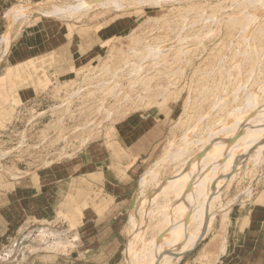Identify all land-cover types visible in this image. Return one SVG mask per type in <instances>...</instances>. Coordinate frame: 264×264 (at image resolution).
Returning <instances> with one entry per match:
<instances>
[{
  "label": "rangeland",
  "instance_id": "obj_1",
  "mask_svg": "<svg viewBox=\"0 0 264 264\" xmlns=\"http://www.w3.org/2000/svg\"><path fill=\"white\" fill-rule=\"evenodd\" d=\"M50 31L69 33L68 43L77 35L86 43L92 37L82 50L90 49L91 57L50 74L46 60L37 59L49 48ZM42 42L45 46L32 50ZM28 65L40 67L42 82L39 91L20 98L24 82L8 66ZM263 106L264 0H0V264H140L146 258L150 263L157 248L166 246V231L175 234L170 226L176 203L192 192L188 187L182 196L179 185L206 175L215 148L224 145L225 155L233 156L244 136L236 123L262 121ZM138 113L157 118V133L145 143L134 187L114 214L117 237L112 241L111 232L103 231L101 238L86 240L79 229L83 184L78 177L58 184L47 176L86 156L110 127ZM229 124L234 127L228 132ZM223 131L230 135L224 141ZM251 142L237 151L232 159L237 163H225L229 175L213 176L221 184L212 182L209 194L191 205L195 217L203 218L188 225L187 236L201 227L207 232L200 230L193 245L177 244L181 250L164 254V264L213 263L212 243L223 236L228 214L253 201L264 186V140L258 141L261 150ZM36 176H46L56 192L53 213L38 216L29 196L23 205L1 210L21 182L30 191ZM204 204L212 215L198 217ZM180 214L182 219L186 213Z\"/></svg>",
  "mask_w": 264,
  "mask_h": 264
},
{
  "label": "crops",
  "instance_id": "obj_2",
  "mask_svg": "<svg viewBox=\"0 0 264 264\" xmlns=\"http://www.w3.org/2000/svg\"><path fill=\"white\" fill-rule=\"evenodd\" d=\"M65 27L62 25L60 28ZM66 29L68 30V27ZM69 38V33L58 31L55 34V31H50L47 42L49 48L37 56L38 60H46L49 64L48 71L52 75H60L67 69L82 66V61L79 60L91 57L86 55L90 49L87 52L82 50L94 40L92 37L87 43L78 35V39L74 40L73 37L70 43ZM37 46L45 45L42 42L32 47V50ZM11 70L18 71L20 81L24 82V85L20 86L22 91L20 98H23L22 94L33 95L37 89L39 91L42 82L40 67L28 65L18 69V66H8V71ZM9 77L11 79V76ZM157 122V118L151 115L134 114L110 127V130L103 134L100 143L91 148L86 156H80L78 161L66 163L64 168L62 167L63 173L54 172L47 176L53 178V183L58 184L68 179L65 177H78L79 183L83 184L78 193L80 198L78 204L83 214V222L79 229L86 240L101 238L103 231L106 234L111 232L112 241L115 236L117 237L115 233L119 227L114 214H120L121 206L134 187L135 165L144 154L145 143L157 133L155 130ZM70 164L74 165L72 169L68 167ZM45 177H33L29 181L30 191L28 188L24 189L21 182L20 189L9 195L14 199L1 206V210L7 209L11 203H15V206L23 205V199L29 196L34 213L38 216L53 213L56 192L49 190ZM229 214V222L226 220L220 227L223 236L216 237L212 243L209 255L214 259L212 264H264V186L255 193L253 201L244 202L230 216Z\"/></svg>",
  "mask_w": 264,
  "mask_h": 264
},
{
  "label": "bare ground",
  "instance_id": "obj_3",
  "mask_svg": "<svg viewBox=\"0 0 264 264\" xmlns=\"http://www.w3.org/2000/svg\"><path fill=\"white\" fill-rule=\"evenodd\" d=\"M119 4V3H118ZM84 5V4H83ZM76 8V7H75ZM70 9V8H69ZM71 9H73V8H71ZM79 9V8H78ZM75 11V10H74ZM77 11V10H76ZM75 11V12H76ZM65 12V11H64ZM68 12V11H67ZM73 12V11H72ZM74 13V12H73ZM72 13V14H73ZM71 14V13H70ZM71 14V15H72ZM257 94V93H256ZM253 97V96H252ZM250 102V101H249ZM252 102V101H251ZM256 102V101H255ZM259 102V101H258ZM260 110H262L263 112H264V106H263V108H261ZM256 111V110H255ZM258 112V111H257ZM258 114H259V112H258ZM250 115V114H249ZM253 115V114H252ZM261 115V114H260ZM259 115V116H260ZM263 115V118H262V121L260 120V122L258 121V120H248L247 122H244V121H239V122H241V123H236L237 124V126H238V124L242 127V128H240V129H242V130H244V133H243V137L242 138H239V139H242L241 141H239V142H237L236 143V145H234V147L232 148V150L234 149V154H233V152H232V155L233 156H226L225 155V153H224V149H222L221 148V143H222V141L221 140H223V139H225L227 136L228 137H230V135H229V131H230V129L232 130V127H234V125H230L229 124V126L231 127V128H229L228 126V132H226V133H224V131H223V133L222 134H224L223 136H221L222 137V139L220 140V148H219V150H218V148H215V146H214V148L216 149V154H215V152H214V154H215V156H214V158L213 157H211V161H213L212 162V164L211 165H208L209 166V168H208V166H207V168H208V172L206 173V175L205 174H203V175H199V176H196L195 177V179H192V180H188V181H190V182H187V183H185L184 185H181L180 183V185L179 186H181V188L179 187V186H177V187H179L178 188V190H179V192L178 193H180L182 196H185L184 194H182L184 191H185V193L187 192V194H188V191H186V190H189L190 189V191H192V192H190V194H189V196H188V198L185 200V201H182L181 200V202H180V200H178V202L176 203V207H175V212H173V215H172V220H173V222H172V224H173V226H172V228H171V226H170V229L172 230V231H174V235L169 231H166V234H168V233H170V234H172V236L169 238V236H170V234H168V235H163L162 237L163 238H166V236H167V240H168V242H167V240L165 239V241L167 242V244H166V246L162 249H160V250H158V248H157V255L156 256H153V259H151V261H150V263H147L148 261H146V259L142 262V259H141V262H140V264L142 263V264H145V261H146V264H164V263H166V255L167 254H169V253H167V252H171V250L174 248V250L176 251V249L177 250H181L182 249V246H184L185 245V243H184V245H183V242H187L188 244L190 243H192L191 245H193V243H194V241H195V239L198 237L197 236V234L198 233H200L199 231L201 230V231H203L204 229H202V227H201V229L199 230V231H197L196 229L197 228H199V224L201 223L202 224V221L201 222H198V221H196V222H198L199 224L197 225V226H195V228L192 230V231H194L193 232V236H194V233L197 231V234L195 233V236L192 238L191 236H187V234H186V232H187V230H188V225L189 224H191L194 220H195V218H197V217H195L196 215H197V213L195 212V211H197V210H194L193 209V206H191L192 204H193V202L194 201H196V198L198 197V196H200V194H202V193H204V192H207L208 191V188H210V186L214 183H217L218 184V182L220 183V180L218 181V182H213V180H215V178L213 177V176H215V174H217L218 172H221V171H225V166H226V164L225 163H227V162H229V161H232L233 162V160L232 159H234V156H235V154L236 155H238L237 154V151L238 152H240V148L242 149V147L244 146V144H245V149H246V147H248V145H249V142H251V141H249L248 139L249 138H252V142H251V144L250 145H252V147H253V149H254V147H258L259 148V146L260 145H258V141H260L261 139H263L264 140V114H262ZM246 116V115H245ZM241 117H242V115H241ZM240 117V118H241ZM250 117H252V116H250ZM240 118H238L237 120H241ZM258 118V117H257ZM253 119H255V118H253ZM259 119V118H258ZM236 124H235V126H236ZM226 125H228V124H226ZM224 128H226V127H224ZM223 128V129H224ZM233 129H236V131H237V127L236 128H233ZM225 130V129H224ZM235 132V131H234ZM239 133V132H238ZM236 134V133H235ZM240 134V133H239ZM233 135V134H232ZM235 137V136H234ZM231 138H233L232 136H231ZM234 139V138H233ZM224 141V140H223ZM249 141V142H248ZM219 142V141H218ZM226 142H228V141H226ZM230 142H232V140L230 141ZM236 142V141H235ZM225 143V142H224ZM233 143V142H232ZM264 143V142H263ZM223 144V143H222ZM230 144V143H229ZM261 144H262V141H261ZM218 145V144H217ZM264 145V144H263ZM224 146V145H223ZM222 146V147H223ZM230 147V146H229ZM263 147V146H262ZM213 148V147H212ZM211 148V149H212ZM226 148V147H225ZM255 148V150H257ZM210 149V148H209ZM214 149V150H215ZM229 149V148H228ZM213 150V151H214ZM226 150V149H225ZM252 150V149H251ZM259 150H261V146H260V148H259ZM247 151V150H246ZM246 151H244V152H246ZM208 153H209V151H207ZM206 152V153H207ZM250 152V151H249ZM241 153V152H240ZM212 154H213V152H212ZM258 154V153H257ZM207 155H210V154H207ZM246 155V154H245ZM211 156H213V155H211ZM240 156H241V154H240ZM239 156V157H240ZM210 157V156H209ZM244 157V156H243ZM212 158H213V160H212ZM254 159V158H253ZM210 160V159H209ZM208 160V161H209ZM238 160V159H237ZM236 162V161H235ZM235 162H233V163H235ZM199 163H201V161H199ZM237 163V162H236ZM241 164H242V162H240ZM228 165V164H227ZM198 167V166H197ZM238 167V166H237ZM227 168V167H226ZM229 168H231V167H229ZM229 168H227V169H229ZM233 168V167H232ZM235 168V167H234ZM198 170V169H197ZM233 170H235V169H233ZM197 172V171H196ZM226 172H228V171H225L224 172V176H226L225 174H227V175H229V173H226ZM198 173H199V171H198ZM205 175V176H204ZM207 175H209V176H207ZM231 176L233 175V174H230ZM192 176H194V175H192ZM192 176H191V178H192ZM149 177H151V176H149ZM212 177H213V179H212ZM223 176H221V178H222ZM148 179V177L146 176L145 178H144V180L145 179ZM189 178V177H188ZM187 178V179H188ZM194 178V177H193ZM220 178V179H221ZM224 179H225V177H224ZM217 180V179H216ZM225 180H227V179H225ZM180 182V181H179ZM184 182H185V179H184ZM213 182V183H212ZM225 182V181H224ZM221 184V183H220ZM219 184V185H220ZM223 185V184H222ZM173 186V188L174 187H176L175 185H172ZM214 186V185H213ZM217 186V185H216ZM171 187V186H170ZM186 187H187V189H186ZM188 187H189V189H188ZM215 187V186H214ZM219 187V186H218ZM168 188V187H167ZM175 189V188H174ZM214 189V188H213ZM221 189V188H220ZM223 189V188H222ZM160 190V189H159ZM158 190V191H159ZM170 190V189H169ZM172 191H173V189H171ZM170 190V191H171ZM177 190V189H176ZM175 190V191H176ZM215 191H216V189H214ZM214 190H212V192H210V193H212V194H214ZM165 191V190H164ZM174 191V192H175ZM210 191H211V189H210ZM177 192H175V193H177ZM158 192H156V194H157ZM178 193H177V196H179L178 195ZM208 193V192H207ZM216 193V192H215ZM152 195L154 194V193H151ZM209 194V193H208ZM219 194V193H218ZM152 195H150V198H153L154 197V195L152 196ZM211 195V194H210ZM216 194H214V196H215ZM203 196H204V194H203ZM214 196H212V199H210L211 201L212 200H214L213 198H214ZM143 197V196H142ZM180 197V196H179ZM187 197V196H186ZM185 197V198H186ZM177 198V197H176ZM199 198V197H198ZM156 199V198H155ZM178 199V198H177ZM202 199V198H201ZM218 199V198H217ZM198 200V199H197ZM210 200H208L209 202H210ZM216 200V199H215ZM215 200L213 201V202H215ZM141 202V201H140ZM150 202H152V201H150ZM204 203V202H203ZM206 203H208V202H206ZM211 203L212 202H210V203H208V204H210L211 205ZM213 204V203H212ZM207 205V204H206ZM205 204H204V206L202 207V208H200L199 210V213H198V217H199V215H204V214H206L207 216H209L208 215V213L212 210V208H209V206H206ZM212 207H213V205H211ZM210 206V207H211ZM152 207V206H151ZM208 207V208H207ZM194 208H195V206H194ZM208 209H210V210H208ZM181 211H185V213L186 214H184L185 215V217H183L184 218V220L182 221V219L180 218V216L182 215V214H180L181 213ZM209 211V212H208ZM213 211V210H212ZM216 211V210H215ZM198 212V211H197ZM208 212V213H207ZM217 212V211H216ZM150 213V212H149ZM210 214L212 215V213L210 212ZM214 214H215V212H214ZM136 216V215H135ZM202 217V216H201ZM200 217V218H201ZM215 217V216H214ZM214 217H212V218H214ZM133 218V217H132ZM136 218V217H135ZM139 218V217H138ZM137 218V219H138ZM200 218H197V219H200ZM203 218V217H202ZM212 218H209V219H212ZM134 219V218H133ZM139 220V219H138ZM175 220V221H174ZM201 220V219H200ZM199 220V221H200ZM213 220V219H212ZM135 222H136V220H135ZM185 222V223H184ZM203 222H205V221H203ZM211 222V221H210ZM209 222V223H210ZM213 222V221H212ZM205 224V223H204ZM211 224V223H210ZM196 225V224H195ZM206 225V224H205ZM204 225V226H205ZM192 226H193V224H192ZM203 226V227H204ZM137 227V226H136ZM191 227V226H190ZM208 228V227H207ZM211 228V227H210ZM210 228H209V230H210ZM133 229H135V228H133ZM132 229V230H133ZM137 229V228H136ZM168 230H169V227H168ZM207 229H205V232H207L206 231ZM136 231V230H135ZM135 231H133V232H135ZM132 232V233H133ZM191 232V231H190ZM165 234V233H164ZM183 234L184 235H186L185 237H183ZM133 235L134 234H132V237H133ZM136 235H137V233H136ZM136 235H135V238H136ZM188 237V238H187ZM199 238V237H198ZM133 239V238H132ZM135 240H137V239H135ZM134 241V240H133ZM137 241H135L134 243H135V247H136V243ZM182 242V243H181ZM196 242V241H195ZM182 245H181V244ZM177 244H179V246L181 247V249H179L178 248V246H176ZM175 246V247H174ZM188 246V245H187ZM177 247V248H176ZM184 247H186V246H184ZM183 247V248H184ZM134 248V247H133ZM174 250H173V252H174ZM177 252V251H176ZM164 254H166L165 256H163ZM171 255H172V253H171ZM175 255V254H174ZM164 257V259L162 260V259H160V257ZM170 256V255H169ZM168 258V257H167ZM172 258V257H171ZM170 258V259H171ZM149 259V258H148ZM147 259V260H148ZM160 260H162L161 262H160ZM137 264V263H136Z\"/></svg>",
  "mask_w": 264,
  "mask_h": 264
}]
</instances>
